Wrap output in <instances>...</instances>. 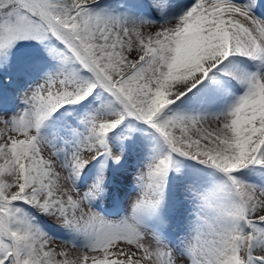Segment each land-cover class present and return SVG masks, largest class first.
Here are the masks:
<instances>
[{"label": "snow or ice", "instance_id": "obj_1", "mask_svg": "<svg viewBox=\"0 0 264 264\" xmlns=\"http://www.w3.org/2000/svg\"><path fill=\"white\" fill-rule=\"evenodd\" d=\"M0 264H264V0H0Z\"/></svg>", "mask_w": 264, "mask_h": 264}, {"label": "rangeland", "instance_id": "obj_2", "mask_svg": "<svg viewBox=\"0 0 264 264\" xmlns=\"http://www.w3.org/2000/svg\"><path fill=\"white\" fill-rule=\"evenodd\" d=\"M46 155H47V153H46ZM130 179H131V178H130ZM124 194H125L124 192H121V197H122V198H123ZM129 196H130V195H129ZM131 198H132V197L130 196L129 199H131ZM72 253L75 254L76 251H72V252H70V255H73ZM78 254H79V252H78Z\"/></svg>", "mask_w": 264, "mask_h": 264}, {"label": "bare ground", "instance_id": "obj_3", "mask_svg": "<svg viewBox=\"0 0 264 264\" xmlns=\"http://www.w3.org/2000/svg\"><path fill=\"white\" fill-rule=\"evenodd\" d=\"M73 254V253H72ZM80 255V253L78 254V252H76L75 254L71 255V256H78Z\"/></svg>", "mask_w": 264, "mask_h": 264}]
</instances>
